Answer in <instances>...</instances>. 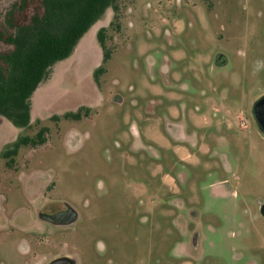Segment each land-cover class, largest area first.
I'll use <instances>...</instances> for the list:
<instances>
[{"label":"rangeland","instance_id":"374dc122","mask_svg":"<svg viewBox=\"0 0 264 264\" xmlns=\"http://www.w3.org/2000/svg\"><path fill=\"white\" fill-rule=\"evenodd\" d=\"M13 1L0 0V24ZM120 4L118 22L108 7L51 67L29 126L0 116V264H264V130L251 113L264 94V0ZM80 107L89 115L63 117ZM152 110L201 127L203 151L175 156ZM42 126L48 141L7 166L2 150ZM64 203L72 223L39 217Z\"/></svg>","mask_w":264,"mask_h":264},{"label":"trees","instance_id":"16d2710c","mask_svg":"<svg viewBox=\"0 0 264 264\" xmlns=\"http://www.w3.org/2000/svg\"><path fill=\"white\" fill-rule=\"evenodd\" d=\"M108 7L113 9L118 22L122 12L120 0L13 1L0 24V116L16 126L30 125L33 93L47 79L54 63L73 53L82 36ZM97 39L103 57L108 58L112 49L106 42L107 27L99 28ZM103 71L102 65L95 69L97 81V75ZM89 113V107H80L66 111L63 117L79 120ZM48 131L47 126H42L34 135H21L3 149L1 157L7 166H13L22 146L46 143Z\"/></svg>","mask_w":264,"mask_h":264},{"label":"flooded vegetation","instance_id":"af4514ba","mask_svg":"<svg viewBox=\"0 0 264 264\" xmlns=\"http://www.w3.org/2000/svg\"><path fill=\"white\" fill-rule=\"evenodd\" d=\"M225 58L226 57L224 54L220 53L217 55V60H223ZM255 101L252 103L251 113H252V116H253L254 120L256 121L257 125L259 126V123L255 118V112H254ZM141 112H143V111L141 110ZM171 112L172 111L169 110V111H166L164 113H159V112H156L155 110H152V113H156L155 119H156V121H158L157 124H155L156 127H155V125L153 127L160 134H162L161 133L162 128L160 127V125L164 122V127H165L164 129L166 132V134L164 135V139L166 141L167 146L170 147L173 154L175 156H177L178 158L184 156V153L186 152L185 150L187 149V145L190 143L195 145L194 146L195 152L199 153L202 146H205L203 144V138L205 136L203 134H201V132L198 130V129H201V127H198V129H189L187 131V127H186L185 123H183L182 121H180L176 117H172V115H174V114H172ZM174 116H177V115H174ZM158 127H160V128H158ZM197 131H199V133L201 135H199ZM135 134H136V136H135L136 142L140 143L143 140L141 137L142 135H140V131H138L136 129ZM157 137L158 136L149 137L147 139H150L152 142H155L154 139H156ZM201 151H203V150H201ZM260 210H262V205L260 207ZM39 217L50 222V223H52V224H54V225H56V226H58V225L64 226L67 223H70V222L72 223L73 221H75L77 219V213L73 209V207H71L67 203H64L62 208L57 209L55 211H47V212L46 211H40ZM60 256H69V257L73 258L75 263H76V259L73 256H70L67 254L60 255ZM60 256H57V257H60ZM246 264H249V263L247 262Z\"/></svg>","mask_w":264,"mask_h":264},{"label":"water","instance_id":"95a60500","mask_svg":"<svg viewBox=\"0 0 264 264\" xmlns=\"http://www.w3.org/2000/svg\"><path fill=\"white\" fill-rule=\"evenodd\" d=\"M226 62V58L221 61V64ZM258 109V110H257ZM255 118L259 126L264 130V94L261 95L254 103ZM261 212L264 215V203L262 204ZM48 264H76L74 259L69 256H60L52 259Z\"/></svg>","mask_w":264,"mask_h":264},{"label":"crops","instance_id":"0c3cea01","mask_svg":"<svg viewBox=\"0 0 264 264\" xmlns=\"http://www.w3.org/2000/svg\"><path fill=\"white\" fill-rule=\"evenodd\" d=\"M249 263V262H248ZM250 264V263H249Z\"/></svg>","mask_w":264,"mask_h":264}]
</instances>
